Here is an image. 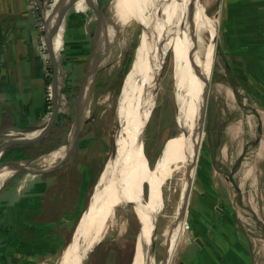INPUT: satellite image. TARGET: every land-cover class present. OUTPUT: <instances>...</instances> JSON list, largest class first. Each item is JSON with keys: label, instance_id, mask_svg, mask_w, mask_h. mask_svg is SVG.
Returning <instances> with one entry per match:
<instances>
[{"label": "rangeland", "instance_id": "rangeland-1", "mask_svg": "<svg viewBox=\"0 0 264 264\" xmlns=\"http://www.w3.org/2000/svg\"><path fill=\"white\" fill-rule=\"evenodd\" d=\"M115 1L85 0L79 10L75 7L67 10L62 23V42L55 57L57 87L62 91L67 85L68 92L61 93L62 104L57 105L55 123L45 139L39 140L38 147L27 150L28 156L41 157L68 145L69 132V140H73L75 97L89 60L90 41L93 43L90 34L95 31L94 55L100 27L108 19L103 30L105 50L117 14L113 11L111 17L109 12ZM146 1L139 0L135 5L143 7L140 21H130L118 30L105 61L97 67L92 83L88 82L87 114L69 163L52 170L65 161L43 162L33 157L36 159L33 168H41L36 165L39 162L46 164V171H52L33 180L38 183L35 191L40 194L34 203L23 204L22 217L14 216L18 211H13L12 206L17 208L16 202L30 195L29 182L24 181L12 199L11 185L2 189L0 244L17 236L20 246L14 252L17 261L13 264H60L64 254H70L77 243L79 232L88 231L93 225L98 228V220L102 216L108 218L110 208L115 209L112 226L93 238L92 248H83L77 254L79 257L75 255L67 264H130L140 228L139 218L147 212L152 188L149 178L155 182L156 203L146 264H264V74L259 70L264 62L248 59L250 53L263 56L262 46L249 49L245 44L231 43L232 37L222 25L225 0H194L217 24V36L202 132L190 135L189 99L180 86L172 57L179 46L173 26L182 16L181 8L176 0L171 12L166 11L171 25L167 35L166 22L161 21L165 12L162 0H148L147 4ZM92 2L101 13L89 7ZM54 8L52 0H46L44 9H50L49 14ZM236 31L238 38H249L242 35L241 25H236ZM204 39L207 44L206 34ZM161 44L156 70L148 77L149 87L144 95L143 82ZM100 58L97 51L96 62ZM60 59L64 60L62 64ZM249 66L255 68L254 75L245 72ZM68 71L69 79L64 81ZM83 85L77 96V117L82 111ZM144 96L143 102L149 105L141 112L142 120L137 128L141 126V144L135 156L137 138L130 140L126 123ZM50 112L51 105L42 128L48 123ZM227 126L237 139L235 146L229 141L231 158L222 159L219 147L227 142V135L224 136ZM234 126H240L239 133L234 132ZM120 133L130 153L121 167L117 163ZM4 138L16 137L0 136V142ZM167 149L170 152L166 154ZM37 152L42 154L38 156ZM235 168L247 169L253 175L249 185L254 203L247 202V183L242 185L241 193L236 190L234 184L238 182L239 171L234 177L231 174ZM23 177L22 173L13 179ZM32 230L39 233L38 238H28ZM4 236L7 238L1 239Z\"/></svg>", "mask_w": 264, "mask_h": 264}, {"label": "crops", "instance_id": "crops-1", "mask_svg": "<svg viewBox=\"0 0 264 264\" xmlns=\"http://www.w3.org/2000/svg\"><path fill=\"white\" fill-rule=\"evenodd\" d=\"M32 1L39 2L40 5L42 2V0H0V136L7 138L10 136L16 138H30L35 136L42 129L43 123L45 122L46 109H48V105L50 106V98L48 99L47 97L48 89H50V82L48 84L46 81L48 77L47 69L49 66V58L44 44L45 28H38V21L32 15ZM84 1L85 0L81 3V0H74L68 9H74L75 7L79 10L82 4H85ZM53 3L56 5L58 0H53ZM223 11L224 17L222 25L224 24V27L230 33L232 37L231 43L245 44V46H249V49L256 45L262 46L263 56H255L253 53H250L248 59L252 62H256L257 60H262L264 62V0H225ZM66 12L63 16V21L58 24L59 30L54 37L55 42L54 40L52 42L55 56L57 51H59V43L62 42V23L64 24ZM52 17L53 12L49 19L51 20ZM236 25H241L244 30L242 35H248L249 38H238ZM221 31L222 28L219 29V32L223 35ZM254 70L255 68L253 66H249L247 70L249 72H245L248 75H254ZM259 70L262 71L260 73L261 75L264 74V65L260 67ZM89 71L93 73L92 61L89 64ZM67 74L70 75V71H68L66 75ZM89 87L90 84L86 86L88 89ZM49 91H51V89ZM63 94L64 93H62V95ZM85 94H87V91ZM61 104L62 102L59 100L58 105ZM58 110L59 107H57V111ZM55 121L56 120H54L53 124ZM239 125L242 126L243 124L240 123ZM228 126L226 128L227 133H224V136L227 135V142L222 143L219 147V157L222 159H226V157L231 158V154L228 152V146H230L229 141L235 146L237 139L234 138L236 133L230 134ZM234 129V132L238 131L239 133L240 126H234ZM26 133H33V135L25 136ZM69 138L70 132L68 134V140ZM5 139L6 138L2 139L1 142ZM41 139H45V135L29 144L9 146L0 152V168L11 165H16L18 167H16V170H13L12 174L0 185V195L2 189H4V186L7 184L11 185L13 194L11 199L22 187L24 181H28L30 185V195L20 198L16 202L17 208L12 206L13 211L14 209L18 211L15 212L16 214L13 212L15 217H17V215L22 217V207L28 203H34L36 197L40 194V192L35 191L38 183L34 182V179L52 170L66 166L71 160L73 151L67 161L61 163L52 170L46 171V164H40L39 162L36 163V165H41L42 167L33 168L32 164L34 160H36L33 159V157L35 156H28L26 152L28 149L38 147L37 144H39V140ZM37 154L39 156L42 152H37ZM46 155L40 156L43 157ZM38 158L39 157H37V159ZM25 161H32L30 170L20 166L22 163H25ZM238 171L239 169L235 168L231 174L236 175ZM22 173L24 174L23 178L18 180L13 179L15 175ZM239 173L241 174L239 175ZM239 173L236 175L238 182L235 183L234 186L238 193H241L242 185L247 183V202L254 203L253 200L255 197L253 193H251V185H249V183L252 184L253 175L250 174V171H247V169L245 171L240 169ZM254 177L256 181L257 175L254 174ZM205 179L207 180V176H205ZM222 179L225 181V178L222 177ZM242 179H244V181ZM229 185L231 186V183H229ZM203 187L204 185L202 188ZM3 202L4 201L1 200L0 204ZM7 204L6 202L4 206ZM18 220L19 218H17V221ZM7 263L9 262L7 261ZM0 264H3L1 260Z\"/></svg>", "mask_w": 264, "mask_h": 264}, {"label": "bare ground", "instance_id": "bare-ground-1", "mask_svg": "<svg viewBox=\"0 0 264 264\" xmlns=\"http://www.w3.org/2000/svg\"><path fill=\"white\" fill-rule=\"evenodd\" d=\"M89 1L91 2V0H89ZM144 1L145 0H142L143 3H144ZM147 1H146V4H147ZM173 1H174V3H173ZM177 1H178V4L181 3V2H179V0H177ZM52 2H53V0H52ZM138 2H139V0H126L123 2H122V0H117L110 7V9H109L110 16H111L113 11H115L117 14L115 15V18H114V28L110 32V34L108 35V38H107V45H106L105 50L103 49V40H104L103 35L105 32V31L103 32V30L106 28L105 23L107 22L108 19L104 23H102V25L100 24L101 27H100L99 37H98L99 39H97L98 42L96 41L97 45H96V51H95L94 55H93V51L95 49V41H94L95 31H94V33L90 34L93 38V43H94V47L92 48L91 56H90V62H89V64H90L92 61L93 73L96 71V69L100 65V63L102 64L105 61L106 56H107V52H108V47L110 46V44H111L112 40L114 39L115 34L118 32V30L123 25L129 23L130 21H136L138 23L140 21V19L142 18L143 7H139V8H137V6L135 7V5L138 4ZM162 2H163V6L165 7V12L163 13L164 17L161 18V21H162V24H165V22H166L165 31H166V34L168 35L169 34L168 29L170 28L171 25L169 24L168 19H166V16H167L166 11L168 10V12H171V9L174 7L176 0H162ZM182 6H183V8L180 7L182 16L180 15V20L177 23V25L173 26V27H175L174 29L177 30V33L179 36L178 37L179 38V40H178L179 46L174 51L172 57H173V63H174L176 73L179 77L180 86L186 92V94L188 96L189 109H190L191 115H193V112L195 111V107L197 106V102H198V107H199V95H200L201 86L203 85V82L206 79V76H207L208 70H209V66H210L211 53H212V50H211L212 46H211L210 41L214 35L215 21L208 19L206 14H205L203 6L199 5L194 0H186V5H185V0H182ZM49 10L50 9L44 11V15L46 17H48V19L50 18V15H51V14H49ZM106 11H104V12H106ZM132 15L134 16V18L132 17ZM179 27H181V30L179 29ZM205 34L207 35V44H205V39H204ZM164 35H165V33H164ZM154 38H155V36L152 37V42H154ZM176 45H177V43H176ZM162 48H163V44L160 45V47L155 52L154 57H152L150 67L148 69V72H147L146 77H145L144 82H143L142 92L144 95L147 92V88L149 87L147 84L148 77H149L150 73H152V69L156 65V60H157ZM97 51H99L101 54V58H100L99 62L98 61L96 62V59H95L96 55H97ZM88 69H89V67H88ZM89 78H90V76H89ZM88 82L91 84V80ZM88 82H85L83 85V95L84 96L82 98V111L78 115L77 121H75V125H74L75 131H74V135H73L74 136L73 140L75 139V135L77 134L80 125L84 122L83 118L86 117V114H87V107H86V102H85L87 94H85V92L87 90L86 85L88 84ZM89 89H90V87H89ZM89 89H88V91H89ZM145 99H146V96H144L143 99L141 100L142 102H140L135 107V109L132 110V113H130V115L127 119V123H126V126L128 128L126 133L129 134L130 140L134 141V139L136 140V138H137V144L135 142L134 152H133V154L135 156H136V153L138 152L137 146L139 143L141 144V136H140L141 126L139 129H137L141 123V120H142L141 112L143 110H145V108L149 105V104L147 105L148 102L147 103L143 102V100H145ZM84 120H85V118H84ZM121 126H123L122 122L120 124V127ZM196 128L197 129L199 128L198 124H197ZM199 133H200L199 130H196V131L191 130L189 132L190 135L191 134L192 135L193 134H199ZM136 134L138 137L136 136ZM31 135H33V133H29V134L26 133L25 136H31ZM122 137H123V135H121V133H120L118 135V138H117V140H119V146H120L117 163L120 165V167L122 166V161H124V159L127 158L128 156L130 157L129 150H127V147L123 145L124 144L123 142L125 140L123 141ZM73 140H71V141L68 140V145L62 146V147L50 152L46 156L39 157L36 161H43V162L67 161L69 159L71 153H72V145H73L72 142H74ZM120 150H121V155H120ZM169 152H170V149H167L166 154ZM31 164H32V161H25V163H22L20 166L24 167L25 169L30 170ZM16 167H17L16 165H11V166H4L3 168H0V185L12 174L13 170H16ZM134 174H135V172H134ZM149 179L152 182L150 198L147 202L148 203L147 212L143 213L142 217L139 218L140 228H139V232L137 234L135 252H134L131 264H143V260H145V257L147 254V252L145 253V251L149 250L148 249L149 245H147V243H148V241H150L152 223H153V220L155 217L154 207H155V203H156L155 182L151 178H149ZM113 187H115V186H113ZM134 190H135V188H134ZM115 196H117V195H115ZM121 200H123L122 196H121ZM142 205H143V203H142ZM120 206H121V204L119 201L118 207H120ZM114 212H115V209L111 210V208H110V210H107V217L108 218H106L104 216L100 217V219L98 220V224H99L98 228L95 227V225H93L92 227L89 228L88 231H87V229L80 231L78 236L76 237L77 241H75V242H77V243H75L74 246L71 248L70 254H68L67 256H66V254H64L60 264H67L69 262L68 260L70 258L72 259L75 255L78 256L77 254L83 248H89L91 246L93 240H94L93 238H98L99 236H101V233L103 232L104 229H106L110 225L112 226L113 220H114ZM99 215H102V213ZM108 219H109V221H107ZM91 248H92V246H91ZM147 262H148V260H147ZM144 264H145V262H144Z\"/></svg>", "mask_w": 264, "mask_h": 264}, {"label": "water", "instance_id": "water-1", "mask_svg": "<svg viewBox=\"0 0 264 264\" xmlns=\"http://www.w3.org/2000/svg\"><path fill=\"white\" fill-rule=\"evenodd\" d=\"M72 1H74V0H58V3L55 5V8L53 10L52 19L50 20L47 17L43 21L44 28H45V31H44V44H45L46 51H47V54H48L49 66H50V69H51V77H50V88H51V91H50V101H49L50 105H51V112H50V116H49V119H48V123L33 137H30V138H24V137L19 138L18 137V138L11 139V140H4L3 142L0 143V152L4 148H7L9 146L26 145V144H29V143H31L33 141H36V140L42 138L48 132L50 126L53 124V122H54V120L56 118L60 88L57 87V85H58V81H57L58 63H57V59L55 57V54L53 52L52 42H53V38L56 36V34H57L58 30H59V28H58L59 25L58 24H59V22L63 21V16H64L66 10L68 9V7L72 4ZM89 7L93 8V10L95 12L101 13L99 10H97L95 8V3L92 2ZM206 16H207V14H206ZM207 18L210 19L208 16H207ZM95 27H96V25H95ZM216 36H217V24L215 23L214 35H213V37L211 38V41H210L211 46H212V48H211L212 53H211L210 66H209V70H208V74L206 76V79L204 80L203 85L201 86L200 95H199V107H198V102H197V106L195 107V111L193 112V115L191 117L190 131L193 130V129H195V131H196V127H197V124H198L199 125L198 130L200 132H202V126H203V120H204V114H205V107H206L207 90H208V84H209V79H210L211 63H212L213 54H214V47H215V44H216ZM92 48H93V43L90 41V52H89V56H88L89 60L86 63L84 75H83V77L81 79V82H80V84L78 86V89H77V93H76V97H75V102L76 103H77L78 91H79L81 85H83L85 82H88L90 80H91V83L93 81V76H94L95 72L92 73L88 69ZM89 76H90V78H89ZM76 103H75V118H74L73 121L77 120V104ZM82 124L80 125L79 130H78L77 134L75 135V139H74V142H73V145H72V151H73V149L75 147L76 139H77V136L79 134V131L81 129ZM111 150H112V147H111ZM111 150H110V152H111ZM110 152H109V154H110ZM158 156H159V154H158ZM156 159H158V158H156ZM156 162H157V160H156ZM155 165H156V163H154L153 166H155ZM154 220H155V217H154ZM154 220H153V223H152L151 234L153 232ZM138 232H139V229H138ZM135 240H136V238H135ZM134 249H135V243H134ZM133 255H134V252H133ZM133 255H132V258H131V262H132V259H133ZM148 257H149V250L147 251L145 260H143V264H144V262L146 264V262L148 260ZM131 262H130V264H131Z\"/></svg>", "mask_w": 264, "mask_h": 264}, {"label": "trees", "instance_id": "trees-1", "mask_svg": "<svg viewBox=\"0 0 264 264\" xmlns=\"http://www.w3.org/2000/svg\"><path fill=\"white\" fill-rule=\"evenodd\" d=\"M64 60L60 59V62L61 64L63 63ZM48 73H51L50 72V67L48 66ZM69 74L65 75V79L64 81H67L69 79ZM47 83L49 84V78L47 77ZM68 92V87L67 85H64V87L62 88V91L61 93H67ZM49 106V105H48ZM48 109H46L47 111ZM36 200H37V197H36ZM19 221V220H18ZM17 221V223H18ZM39 236V233L37 232H34L33 230L29 232L28 234V238L31 239V238H38ZM4 240L7 238V236H4L2 237L1 239ZM12 238L14 239H10L8 238V242H5L4 244H1L0 246V260L3 262V264H13L17 261V258L15 257L14 255V252L18 251V247L20 246H17L18 245V241H17V236H13ZM10 239V240H9ZM9 259V260H8ZM16 259V260H15ZM7 261L9 263H7Z\"/></svg>", "mask_w": 264, "mask_h": 264}, {"label": "built area", "instance_id": "built-area-1", "mask_svg": "<svg viewBox=\"0 0 264 264\" xmlns=\"http://www.w3.org/2000/svg\"><path fill=\"white\" fill-rule=\"evenodd\" d=\"M32 15L35 17V19H37L38 21V28H44V24H43V18H44V11H45V6H46V0H42L41 5L39 2H33L32 1ZM43 24V26H42ZM58 74V71H57ZM50 77H51V73H48V78H49V82H50ZM50 88V87H49ZM50 89H48V99L50 98ZM62 90V89H61ZM61 97V91L59 93V99ZM49 108V106H48Z\"/></svg>", "mask_w": 264, "mask_h": 264}, {"label": "flooded vegetation", "instance_id": "flooded-vegetation-1", "mask_svg": "<svg viewBox=\"0 0 264 264\" xmlns=\"http://www.w3.org/2000/svg\"><path fill=\"white\" fill-rule=\"evenodd\" d=\"M179 5H180V7L183 8V6H182V0H181V3H179ZM174 28H175V27H174ZM95 51H96V50H95ZM155 70H156V65H155V67L152 69V74H154ZM133 187H134V186H133Z\"/></svg>", "mask_w": 264, "mask_h": 264}]
</instances>
